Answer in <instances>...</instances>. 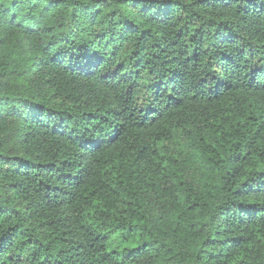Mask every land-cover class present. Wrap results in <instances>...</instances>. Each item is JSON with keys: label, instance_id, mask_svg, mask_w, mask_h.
I'll use <instances>...</instances> for the list:
<instances>
[{"label": "trees", "instance_id": "trees-1", "mask_svg": "<svg viewBox=\"0 0 264 264\" xmlns=\"http://www.w3.org/2000/svg\"><path fill=\"white\" fill-rule=\"evenodd\" d=\"M0 264H264V0H0Z\"/></svg>", "mask_w": 264, "mask_h": 264}]
</instances>
